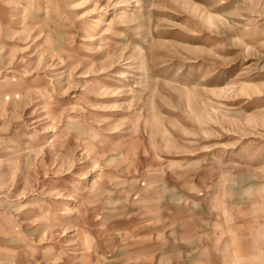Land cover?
<instances>
[{
  "label": "rangeland",
  "instance_id": "374dc122",
  "mask_svg": "<svg viewBox=\"0 0 264 264\" xmlns=\"http://www.w3.org/2000/svg\"><path fill=\"white\" fill-rule=\"evenodd\" d=\"M0 264H264V0H0Z\"/></svg>",
  "mask_w": 264,
  "mask_h": 264
},
{
  "label": "bare ground",
  "instance_id": "6f19581e",
  "mask_svg": "<svg viewBox=\"0 0 264 264\" xmlns=\"http://www.w3.org/2000/svg\"><path fill=\"white\" fill-rule=\"evenodd\" d=\"M97 22H100V20H97Z\"/></svg>",
  "mask_w": 264,
  "mask_h": 264
}]
</instances>
